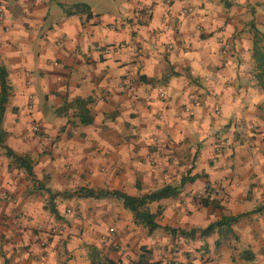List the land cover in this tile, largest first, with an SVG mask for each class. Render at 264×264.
<instances>
[{"label": "crops", "instance_id": "crops-1", "mask_svg": "<svg viewBox=\"0 0 264 264\" xmlns=\"http://www.w3.org/2000/svg\"><path fill=\"white\" fill-rule=\"evenodd\" d=\"M98 2L108 22L89 0H0L1 146L32 172L0 146V264H90L89 247L113 264H264V93L251 60L264 0ZM76 4L90 15L65 16ZM166 186L178 193L146 205L158 212L150 234L120 201L79 191ZM221 217L237 219L199 235Z\"/></svg>", "mask_w": 264, "mask_h": 264}, {"label": "trees", "instance_id": "trees-1", "mask_svg": "<svg viewBox=\"0 0 264 264\" xmlns=\"http://www.w3.org/2000/svg\"><path fill=\"white\" fill-rule=\"evenodd\" d=\"M65 16H71L77 13H85L89 16V11L86 5L76 4L68 8H63ZM251 60L254 67V79L257 86L264 93V35L258 33L256 30L252 34V48H251ZM9 97V86L7 83V73L3 66L0 65V125L4 113V107ZM76 110L78 111V121L82 125H87L90 123V118L88 116V109L86 105L87 100H74L73 102ZM5 134L0 129V146L2 145V140ZM3 147L5 151V156L9 158L12 163L19 168L23 169L26 175L31 178V166L30 161L26 158H22L11 152L8 148ZM197 177V176H195ZM193 177V178H195ZM186 180L191 181V178ZM183 183V180L182 182ZM180 183V186H181ZM179 187H162L156 191L140 195L138 197H130L119 191H108V190H92V189H80V194L82 197L86 198H100V197H110L120 201L122 208L130 212L132 215V221L135 225H139L145 228L147 234L157 229L159 226L154 222V218L158 215L151 214L148 212L146 205L150 202L158 201L160 199H166L176 196ZM205 203V202H202ZM53 212V209L51 210ZM236 217H221L218 221L209 224L206 228L199 230L200 236L209 235L215 228L220 226H228L229 224L236 221ZM163 231L174 234V230L169 228H162ZM180 234H183L180 232ZM88 257L90 259V264H113L112 261L107 258L100 257L99 252L93 248H88Z\"/></svg>", "mask_w": 264, "mask_h": 264}, {"label": "rangeland", "instance_id": "rangeland-1", "mask_svg": "<svg viewBox=\"0 0 264 264\" xmlns=\"http://www.w3.org/2000/svg\"><path fill=\"white\" fill-rule=\"evenodd\" d=\"M91 3L92 11L94 13H98L102 15V20L104 22H108L110 18L112 17V8H109L108 6H104V4H101L98 2V0H89ZM174 262V261H171Z\"/></svg>", "mask_w": 264, "mask_h": 264}, {"label": "built area", "instance_id": "built-area-1", "mask_svg": "<svg viewBox=\"0 0 264 264\" xmlns=\"http://www.w3.org/2000/svg\"><path fill=\"white\" fill-rule=\"evenodd\" d=\"M4 7L2 6L1 8H0V18L1 17H3V12H4ZM95 51H98V52H108V47H96L95 48ZM214 114L215 115H217L218 114V111L215 109L214 110ZM33 131H37V128L36 127H34L33 128ZM228 140H226V139H224L223 141H222V143L219 145V146H217V147H215V154L216 155H219L220 153H221V151H222V149L223 148H225L226 146H228ZM6 197L5 196H3V199H5ZM162 264H176V263H174V262H171V261H166V262H164V263H162Z\"/></svg>", "mask_w": 264, "mask_h": 264}]
</instances>
